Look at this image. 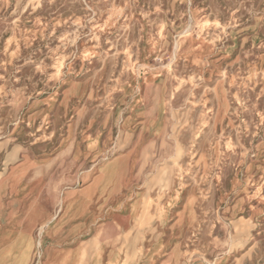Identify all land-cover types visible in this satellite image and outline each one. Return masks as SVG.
Listing matches in <instances>:
<instances>
[{
  "label": "rangeland",
  "instance_id": "rangeland-1",
  "mask_svg": "<svg viewBox=\"0 0 264 264\" xmlns=\"http://www.w3.org/2000/svg\"><path fill=\"white\" fill-rule=\"evenodd\" d=\"M32 214L28 264H264V0H0V264Z\"/></svg>",
  "mask_w": 264,
  "mask_h": 264
},
{
  "label": "crops",
  "instance_id": "crops-1",
  "mask_svg": "<svg viewBox=\"0 0 264 264\" xmlns=\"http://www.w3.org/2000/svg\"><path fill=\"white\" fill-rule=\"evenodd\" d=\"M119 167L120 169H105L106 172H109V174H111V177L107 179L109 181H103V178L101 177V181L104 184H110L115 179L117 173L120 172L121 169H125L121 161H119ZM85 210H86L85 205L82 203L79 196L72 195L70 197L69 203L66 208L67 215L80 216L85 212ZM33 218H34V214L27 217V219L25 221H22L20 224V227L22 229V231L21 230L20 231L24 234H21V242L19 243L18 250H19V254L26 253L29 255L27 261H25V264H28V262L31 260V249L33 247V241L28 234H30L31 227L33 225ZM42 229L43 227L41 228V230ZM25 234H27V236ZM46 264H55V262L52 261V259L49 257Z\"/></svg>",
  "mask_w": 264,
  "mask_h": 264
}]
</instances>
